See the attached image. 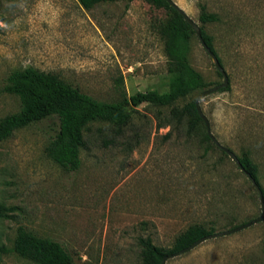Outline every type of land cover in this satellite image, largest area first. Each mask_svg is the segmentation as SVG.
<instances>
[{
    "label": "rangeland",
    "instance_id": "obj_1",
    "mask_svg": "<svg viewBox=\"0 0 264 264\" xmlns=\"http://www.w3.org/2000/svg\"><path fill=\"white\" fill-rule=\"evenodd\" d=\"M0 1V90L10 72L25 67L103 102L167 89L168 57L155 30L166 16L146 0L89 10L76 0ZM171 1L211 37L228 79L227 91L199 101L210 132L236 156L248 155L264 189V0ZM199 6L217 21L201 25ZM186 60L209 83L203 90L222 81L195 35ZM18 108L14 96L0 92V119ZM136 111L138 145L99 149L90 139L76 171L43 153L54 119L0 141V207L9 217L0 218V264H35L12 250L18 226L60 243L74 264H140L139 237L169 249L193 224L218 233L259 216L256 192L228 157L217 150L205 155L200 136H187L179 126L157 129L166 109L141 105ZM165 264H264V219L206 239Z\"/></svg>",
    "mask_w": 264,
    "mask_h": 264
},
{
    "label": "trees",
    "instance_id": "obj_2",
    "mask_svg": "<svg viewBox=\"0 0 264 264\" xmlns=\"http://www.w3.org/2000/svg\"><path fill=\"white\" fill-rule=\"evenodd\" d=\"M79 6L89 10L100 3L133 0H76ZM151 5L165 12V21L155 27L156 32L164 39V52L168 57L166 72L168 86L164 91L149 90L136 92L117 101L103 102L81 92L78 88L65 83L58 76L25 67L10 72L0 92L14 96L19 108L10 115L0 119V141L7 139L14 131L43 121L55 120V128H48L47 143L43 148L44 155L53 163L66 171H76L80 166V150L86 149L91 139L97 148L108 149L120 147L124 151L132 150L141 140L140 129L134 128L132 119L141 105L166 109V116L157 118L156 128L170 126L184 128L187 136H200L204 145L203 153L209 154L217 149L208 139L203 122L198 117L194 100L181 106L178 102L195 91H203L209 83L193 70L187 60L190 41L194 32L182 17L164 0H146ZM9 5L10 0H5ZM0 1V5H1ZM1 20V19H0ZM198 21L201 25L214 23L217 16L199 6ZM200 37L221 65L220 59L212 47V39L201 26H198ZM222 67V66H221ZM217 76L220 75L216 72ZM219 84V83H218ZM217 85V84H216ZM229 89L227 85L218 92ZM99 126L90 128V124ZM130 131V135H126ZM168 133L165 135L167 136ZM245 172H247L260 188L256 164L248 155L236 156ZM239 175L244 176L233 165ZM245 177V176H244ZM10 209H7L9 211ZM0 207V218L8 219ZM236 226H232L234 228ZM231 229V227H230ZM212 226L193 224L179 233L169 249L155 246L148 237L137 238L140 248V264H160L163 257L180 251L196 240L213 234ZM2 247L0 246V250ZM13 252L35 264H74L64 247L53 240L37 237L18 226L12 241Z\"/></svg>",
    "mask_w": 264,
    "mask_h": 264
},
{
    "label": "water",
    "instance_id": "obj_3",
    "mask_svg": "<svg viewBox=\"0 0 264 264\" xmlns=\"http://www.w3.org/2000/svg\"><path fill=\"white\" fill-rule=\"evenodd\" d=\"M164 1H166L182 17V19L186 22V24L189 25L192 28V30L194 32V35L198 39L202 49L207 54L209 60L212 62V65H213L215 71L220 75V77L222 79V81L219 84H217V85H215V86H213L211 88L205 89V90L201 91L198 95H196V97L194 98L195 111H196L198 117L200 118V120L203 122L204 127H205L206 136L211 141V143L217 149L222 151L230 159V161L235 165V167L238 169V171L243 173L245 178L248 180L250 185L253 187L254 191L256 192L257 198H258L260 214L255 219H252V220H250V221H248V222H246V223H244L242 225H238V226H236L234 228H231V229H228V230H225V231H220L218 233H213V234H210V235L205 236L203 238H200V239L196 240L195 242H193L188 247L163 257L160 264H165V261L167 259L176 257V256H178V255H180L182 253H185V252L191 250L192 248H194L195 246L199 245L201 242H203L206 239H211V238L221 237V236H227V235L236 233L238 231H241L243 229L248 228L249 226H251L253 224H257V223L261 222L264 219V196L262 195L260 188L257 186V184L255 183L253 178L247 172L244 171V169L242 168L241 164L239 163L236 155L232 151H230L228 148H226V147L222 146L221 144H219V142L213 137V135L211 134L210 129H209L208 121H207L206 117L203 115V113H202V111H201V109L199 107V101L203 97H205L207 95H210L212 93H216L220 89L225 88L228 85L227 76H226L223 68L221 67V65L217 61L216 57L213 55V53L207 48V46L201 40L200 32H199V28H198L197 24L193 20H191L174 3H172L171 0H164Z\"/></svg>",
    "mask_w": 264,
    "mask_h": 264
},
{
    "label": "clouds",
    "instance_id": "obj_4",
    "mask_svg": "<svg viewBox=\"0 0 264 264\" xmlns=\"http://www.w3.org/2000/svg\"><path fill=\"white\" fill-rule=\"evenodd\" d=\"M4 25H0V27H3Z\"/></svg>",
    "mask_w": 264,
    "mask_h": 264
}]
</instances>
